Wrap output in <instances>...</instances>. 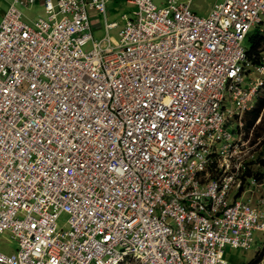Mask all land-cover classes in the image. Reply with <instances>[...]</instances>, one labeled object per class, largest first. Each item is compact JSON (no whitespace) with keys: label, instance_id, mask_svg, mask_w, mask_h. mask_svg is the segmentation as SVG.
Instances as JSON below:
<instances>
[{"label":"built area","instance_id":"built-area-1","mask_svg":"<svg viewBox=\"0 0 264 264\" xmlns=\"http://www.w3.org/2000/svg\"><path fill=\"white\" fill-rule=\"evenodd\" d=\"M107 2L43 0L30 23L36 0H11L2 19L0 234L18 248L0 264H234L225 248L264 232V199L235 197L264 182L242 122L264 99L243 46L264 0H132L105 43L89 10Z\"/></svg>","mask_w":264,"mask_h":264},{"label":"rangeland","instance_id":"rangeland-1","mask_svg":"<svg viewBox=\"0 0 264 264\" xmlns=\"http://www.w3.org/2000/svg\"><path fill=\"white\" fill-rule=\"evenodd\" d=\"M159 8L164 7L167 4V0H153ZM221 0H192L191 2V10L198 14L199 16H207L211 10V8L214 6V4L220 2ZM108 6V12L111 14V20H117L120 24L117 28L110 31V34L114 37L115 42L119 41L120 39V30L123 26L124 20L122 19V14L124 12H128L129 15L134 11L137 10L136 6H131L130 4L121 2L120 0H110L107 3ZM21 10L24 14V19L30 23H33V20H36L40 16H45L44 8L39 5V3H36L33 6H30L28 8L21 7ZM101 27L98 29H94V34L97 39H100L104 34H106L105 30V21L102 17L101 20ZM264 30V24L261 26ZM255 28L251 30V33L247 38L243 41V46L247 50H251L252 43H251V35L254 32ZM264 32V31H263ZM92 49L91 43H89L85 50L89 51ZM255 75L259 76V73L255 72L252 74V77ZM229 106V103H228ZM264 109V108H263ZM263 113V111H262ZM260 115L259 118L261 120H257L255 125L251 129H246V114L242 118V122L244 123V131H246L247 138L251 139V144H254L255 141L258 140L259 137H262L264 135V124L261 122L262 118L264 117V114ZM238 121V120H236ZM236 124V123H235ZM259 135L257 136L256 135ZM262 144L258 147L257 152V161L253 165L252 169L256 171H260L264 169V139H262ZM214 175V173H212ZM263 185H260L261 187H258L257 189L251 190V185L248 186L246 191H239L236 193L235 191V197H241L244 199H250L255 202L259 199H264V182H262ZM19 217H23L22 214H19ZM68 219L69 214L62 213L58 219V227L60 229L66 228L68 226ZM18 248V243L16 239L12 237L11 231H5L4 233L0 234V252L5 253H13ZM264 251V232L256 231L254 233V242L252 246L249 249H243V248H233L230 246H227L225 248V257L229 259L234 264H254L255 260L257 259V255L263 254ZM261 261L255 263L260 264Z\"/></svg>","mask_w":264,"mask_h":264},{"label":"trees","instance_id":"trees-1","mask_svg":"<svg viewBox=\"0 0 264 264\" xmlns=\"http://www.w3.org/2000/svg\"><path fill=\"white\" fill-rule=\"evenodd\" d=\"M261 29H262L261 26L255 28L254 32L251 35L252 48L249 54H250V59L256 64L261 62V57L264 55V32H263L264 30ZM263 107H264V99L261 98L257 106L253 110L246 113V117H245L246 129H251L255 125L256 121L258 120V118L262 113ZM261 122L264 124V117L262 118ZM256 257L257 259L255 260L254 264L262 260L263 254L257 255Z\"/></svg>","mask_w":264,"mask_h":264},{"label":"crops","instance_id":"crops-1","mask_svg":"<svg viewBox=\"0 0 264 264\" xmlns=\"http://www.w3.org/2000/svg\"><path fill=\"white\" fill-rule=\"evenodd\" d=\"M110 0H108L109 2ZM121 2L130 4L131 6H136L135 4L132 3V0H120ZM107 2V3H108ZM36 3H39L40 6L43 7V0H36ZM35 3V4H36ZM11 5V0H0V24L2 22V19L5 15V13L7 12V10L9 9ZM137 7V6H136ZM108 6L106 5V13H101L98 12L96 10H89L90 12V17H91V26H92V33L94 36V39L99 41V42H105L107 41V38L110 37L113 41H115L114 37L110 34V31L117 28L118 26H120L119 22L117 20H111V14L108 12ZM135 10L129 15L128 12H124L122 14V19L124 20L123 26L125 25V17L124 16H133L134 15ZM102 17L104 18L105 21V30H106V34H104V36H102L100 39H97L95 34H94V29H98L99 27H101V20ZM108 23H117V27L108 30L106 27V24ZM123 26L121 27V29L123 28ZM121 31V30H120ZM264 193V190H263Z\"/></svg>","mask_w":264,"mask_h":264}]
</instances>
